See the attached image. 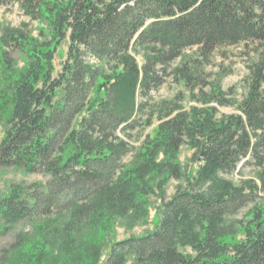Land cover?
<instances>
[{"label": "trees", "instance_id": "trees-1", "mask_svg": "<svg viewBox=\"0 0 264 264\" xmlns=\"http://www.w3.org/2000/svg\"><path fill=\"white\" fill-rule=\"evenodd\" d=\"M12 3L48 39L26 24L0 31V169L47 179L6 183L0 235L44 219L24 242L29 264H264V65L241 101L204 69L221 48L264 43V0H0ZM167 77L185 91L150 105ZM231 104L237 113L220 111ZM156 112L132 153L126 136ZM183 144L195 169L181 164ZM172 179L185 186L154 229L114 240L103 259L117 220L147 221Z\"/></svg>", "mask_w": 264, "mask_h": 264}, {"label": "rangeland", "instance_id": "rangeland-1", "mask_svg": "<svg viewBox=\"0 0 264 264\" xmlns=\"http://www.w3.org/2000/svg\"><path fill=\"white\" fill-rule=\"evenodd\" d=\"M27 25V29L34 36L40 37L42 41L48 39V35H41L40 27L46 29V25H39L38 21L31 19L24 14L17 3L9 5H0V31L5 27H21ZM69 38H66L58 46L55 54L54 77H56L62 69V63L66 58L68 50ZM12 57L17 60V67H22L23 62L19 58V53L12 51ZM138 60L142 62V57L138 56ZM264 65V43L240 44L238 46L224 47L214 54L210 62L205 66V72L210 74L213 79L217 77V73L221 74V85L225 91H230L229 98L235 101H241L247 95L252 79L255 77L258 67ZM1 88V84H0ZM185 91V87L173 81L172 77H167L164 84L158 91L153 92V99L150 105L159 104L162 101L171 100L179 91ZM186 107L190 105V101L186 99L183 103ZM222 113L232 114L237 113L236 105L220 106ZM145 117L149 114L145 112ZM159 118L156 114L153 115L151 125L141 124L135 130H132L131 136L126 139L132 147V153L136 152L146 135H153L156 131ZM3 127L0 124V142L3 137ZM131 153V154H132ZM193 150L186 144H183L180 149V161L187 171L195 169L197 164L192 163L191 157ZM243 175L247 178L255 177V167H247L243 171ZM240 174L235 178L240 179ZM47 177L42 173L25 174L15 168L7 167L0 169V194L5 190L6 183H26L45 182ZM185 186V181L172 179L165 188V199H162L159 189L150 196V218L147 221H140L136 225H132L128 218H119L116 222L115 229L111 232L104 244L103 259L110 248L111 242L114 240H124L131 236H139L146 234L154 229L152 217L159 211L164 201L170 200L176 193L179 186ZM245 210H242L238 215L241 217ZM44 219H27L13 226L5 234L0 235V264H29L27 262V253L23 248L24 242L35 238L36 224L43 223ZM21 251V253H20ZM24 254V255H23Z\"/></svg>", "mask_w": 264, "mask_h": 264}]
</instances>
